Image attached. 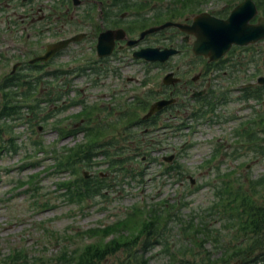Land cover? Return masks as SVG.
Listing matches in <instances>:
<instances>
[{"label":"rangeland","instance_id":"obj_1","mask_svg":"<svg viewBox=\"0 0 264 264\" xmlns=\"http://www.w3.org/2000/svg\"><path fill=\"white\" fill-rule=\"evenodd\" d=\"M62 1L71 4L72 0L59 2L35 0L28 5L35 8L43 5L45 8L43 13L46 14L47 2L60 5ZM78 1L77 6L68 10L72 22L63 27L69 31L67 33L87 31L92 35L71 44L40 71L23 64H17L14 69L13 75L21 76L23 82L30 83L37 76L42 77L36 82L37 92L33 96L25 97V100L20 96L16 98L21 106L19 114L0 119V125L4 128L0 138V264H10L9 257L15 252L25 255V260L29 264L40 262L67 264L68 260L76 264L79 258L66 257L60 261L58 258L62 257L64 251L70 256L73 249L80 252L86 245L107 244L112 239L121 237L126 241L140 234L144 231L143 224L149 222L146 216L153 207L161 210L159 214L161 223L154 228L158 233L153 236L151 231L148 234L143 232L131 251L135 249L141 251L140 246L149 242L148 238L159 237L161 243L152 246L148 244L149 247L146 248L144 257L148 264H178L184 258H201L204 255L201 248L197 253L200 244H203L204 250L211 252V258L218 257L213 264H219L223 260L219 257L222 250L225 251L222 256L224 258L233 253L236 250L233 247L238 245L231 233L237 222L239 223V219L233 217L239 209L237 202L234 205L232 202L233 211L226 207L225 202L220 207L224 208V213H218V207L224 201L221 198V193L226 188L224 186L234 191L238 187L246 189L249 187L248 180L254 181L264 173V156L253 157L247 149L240 148L238 138H234L236 129L246 117H249L252 108L264 109V105L260 106L257 101L243 102L237 99L241 81L235 84L226 78V72L223 74L209 70L201 75L199 83L194 84L193 89L201 90L206 87L208 92L214 91L210 99L208 92L205 93L204 100L194 99L190 91L175 93L174 97L178 98V102H184L180 114L198 113V116L186 122L183 120L179 126L177 123L180 120L175 118L167 119L168 127L164 129H158L161 125L152 126L153 133L145 137L148 140L152 138L153 142H156L154 137H157L159 144L150 143L151 148L143 156L137 155L134 151L126 154L122 161L128 169L125 171L126 174L124 170H120L115 175L107 166L109 158L102 154L93 156V161L86 168H77L74 163L73 167L65 169L61 168L63 164L60 165L59 162L68 159L63 158L66 157L65 147L103 141L105 136H108L107 142L111 137L118 136L119 131L125 133L117 138L119 140L117 146L137 145V141L134 140H138L136 136L138 127L131 129L127 127L137 116H142L146 109L136 104L143 101L148 105L160 95L167 98V93H158L163 86L162 77L169 71L166 66L137 62L132 59L131 49L122 53L115 51L116 53L107 61H98L94 40L97 33L106 26L100 14L109 13L112 7L114 9L118 6L125 7L121 12L125 13L121 18L123 21L112 25L111 28H125L131 37L136 38L140 29L148 24L153 26L166 20L182 21L185 17L191 18L201 11L213 13L221 8L225 9L224 13L227 15L241 0H185L184 5L171 14L166 13L167 6L174 7L175 4L179 6L177 0ZM3 2L0 0V48L10 45L12 40L10 37L13 32L7 28V18L10 16V19H13L21 12L12 6L5 8ZM86 12L91 15L88 22L82 18ZM118 13L120 14V10ZM140 14L138 20L136 15ZM152 15H155V18ZM74 24H78L79 29H76ZM60 26L61 24L57 23L55 29ZM171 31L166 30L162 37L172 36ZM49 32L52 33V30ZM31 33L35 34L34 31ZM157 37L149 35L147 43L150 41L149 45L164 46L162 43H153ZM180 37L177 36L178 39ZM55 40L56 37L47 34L42 39L37 38V35L29 37L23 46H18L24 51L21 59L17 57L11 61L5 60L3 57L7 56L9 50L3 51L4 55L1 54L3 57L0 59V76L10 72L15 62L25 60L26 64L28 50L35 49V53H41L39 44L44 46ZM180 58L182 59L180 65L183 68L188 65L193 67L185 78L190 79L193 75L199 74L200 70H204L202 60L192 57L187 47L179 58L174 57L171 60L172 64H176ZM229 63L231 65L226 71L236 72L232 60ZM245 63L239 62L236 66L238 68ZM66 67L70 68L67 73L57 76L44 75L46 71ZM82 67L85 69L84 72H80ZM251 69L252 67L245 70L246 74L250 73ZM243 82H246L244 78ZM68 88L70 90L66 91ZM21 90L24 91L25 87L17 89ZM225 90L228 91L226 97L229 98L226 102L221 97L222 91ZM145 93H151L152 97L146 99ZM34 98L38 99L42 110L39 107L30 112L26 104L31 103ZM64 98L66 102H63ZM78 99H83L92 107L124 99L131 101V104L126 118L121 123L117 121L103 129L102 131L107 133L98 136L99 138L90 136L92 137L90 140L82 133L74 137L61 136L59 129L65 131L74 123L77 127L82 123L79 122L82 105L70 103ZM4 101L5 93L0 90V109ZM207 101L209 103H206ZM49 112L51 115L42 122L40 118ZM113 113L112 115H117ZM108 118L113 117H107L110 121ZM164 118L166 117H161L160 120ZM163 131L165 132L161 134ZM113 149H109V152ZM170 154L173 155L170 162L162 159L163 156H171ZM170 165L174 167L171 168ZM82 172L89 176L93 174L105 178L109 186L101 190L104 195L87 196L76 189L77 179L82 176ZM228 180L231 181L230 184L225 182ZM262 189L263 186H257L259 193L255 197L259 203L264 204ZM134 220L135 229L127 228L118 235L113 232L114 229L120 228L122 222L128 224L131 221L129 225H132ZM201 221L210 223L208 224L212 229L210 234L199 231L194 235L192 229L187 234L183 232L182 227H196ZM203 238L206 239L202 243ZM180 244L186 248L184 254L178 251L181 248L177 250ZM242 245L244 246V243ZM115 254L117 255L106 256L101 263L109 264L113 261L111 259H116L117 256L126 257L122 248ZM73 255L75 256V253ZM232 257L237 256L233 253Z\"/></svg>","mask_w":264,"mask_h":264},{"label":"trees","instance_id":"obj_2","mask_svg":"<svg viewBox=\"0 0 264 264\" xmlns=\"http://www.w3.org/2000/svg\"><path fill=\"white\" fill-rule=\"evenodd\" d=\"M257 3V6L261 9V11L264 13V0H255ZM64 6H57L56 9H61ZM210 66H216V63L208 64ZM51 73H56V71H53ZM2 83H0V90L4 91L5 93V101L3 102V105L0 109V119L6 118L11 115L19 114L20 112V104L16 100L17 97H22L23 100L25 97H29L32 93L35 92V90H32V86L27 87L25 90L26 94H23L22 92H18L17 88L20 87L23 84V81H21V76L11 75L9 73H5L3 75ZM39 80L40 77H37ZM20 81V82H17ZM35 81V80H34ZM29 84V83H28ZM12 85H16L17 88L13 89L11 87ZM11 87V88H10ZM10 88V89H9ZM9 89V90H6ZM264 91V85H257L255 87L252 86H246L241 88L239 96L237 99L247 101L249 99H253L255 101L260 102V105L263 103L264 97L263 95ZM13 101L15 103H13ZM262 102V103H261ZM18 103V104H17ZM145 103H140L139 106L144 107ZM138 106V105H136ZM26 107L30 112H33L34 110H37L39 106V103L36 104H27ZM249 117H246L238 126L237 131L235 132V138H238V142H240V148L247 149L249 153L253 155V157L257 156H264V109H256L252 108L250 110ZM87 113L84 114V117ZM128 115V110H123V112L120 114L118 118H123ZM82 117V120L86 122L87 125L85 127V136L88 139H92L90 136H94L95 138H99L98 136L105 134L103 133V129H106L110 123H114L108 121V124L106 120H99L93 124L91 122V119H85ZM138 116L134 119L133 123L128 126V129H131L133 126H148L152 127L157 123V118L153 117L147 121H143L140 119H137ZM164 123V122H162ZM142 128V127H141ZM80 130H83V128L73 127L72 129L68 130L66 134H72L75 135ZM151 130V128H150ZM150 130H142V134L139 135L140 138H138V142L142 144H138V151L137 146L130 145L128 146L129 149H127L124 146L117 147L116 140L115 142H112V140L106 141H97L94 143H84V144H78L75 147L67 148L66 150V158L65 160H60V165L63 164V168L69 169L70 167H73L74 163L77 165L82 164L81 166H88L91 163V160H93V156H96L100 152L105 157L109 158L108 168L115 172V175L118 171L124 170L128 171L127 168H124L122 161L125 159L123 156L126 155L130 151L138 152V155H144V153L147 151V149H150V147H146L143 144L147 142L145 145L149 144V141L144 138L147 134H149ZM4 133V128L2 125H0V138H2V135ZM125 132L121 131L119 132V136H122ZM142 137V140H141ZM107 138L104 137L103 140H106ZM144 139V140H143ZM132 143V142H131ZM12 145V144H11ZM10 145V146H11ZM95 145V149H94ZM148 146V145H147ZM13 148V146H12ZM113 149L112 152H109V149ZM14 149V148H13ZM124 157V158H123ZM80 166V167H81ZM171 168L174 167V165L170 166ZM126 174V172L124 173ZM263 177V176H261ZM251 189L252 191H248V193H244L242 191H239L236 189V191H230L228 189V192L226 193V207L230 208L233 211V207L229 206L228 204L232 202H237L239 209L236 213L233 214V217H236L239 219V223L237 222L235 228L232 229V235L234 239L238 242V245L233 247L236 250L233 252L237 258L235 260H229L226 263L228 264H264V204L259 203L257 201V198H255V194H257V187L264 183L263 179H260L259 181H251ZM109 184L106 182L105 178L93 176L91 178L84 179L82 177L77 179L76 189L78 191L83 192L87 196H94L96 194L104 195L101 190L105 189ZM264 192V189H263ZM223 195V193H221ZM238 198V200H236ZM223 199V197H222ZM235 199V200H234ZM160 209H157V207L151 208L146 218H149V222L146 224H143L142 230L145 232V234H148L149 231H151V234L153 233V236L158 233L154 228L158 227V224L161 223L160 219ZM220 213H224V208L219 210ZM157 214V215H155ZM168 215V214H167ZM131 221L127 224V222H122L120 228L114 229L113 232L118 234H121L123 230H126L127 228H133L136 227V220L133 221L132 225H129ZM126 225V226H125ZM112 227V226H109ZM192 229V233L194 235H197L199 231H203L205 234H210L212 231L211 228L205 225V223L201 222L198 223L196 227H182V230L184 233L187 234V232ZM137 234L135 236H132L131 238L124 240L123 237L119 239H110L111 242L100 244L96 243L94 245H86L83 248V251L78 252L77 249L71 250V255H66L67 251H64L61 258H58V261L63 260L66 257H72L74 259L79 258L78 262L76 264H103L102 261L105 260L106 256L108 255H117L115 254L118 249L122 248L123 252L126 253V257H119L117 256L116 259H111L113 261H110L109 264H148V260L144 257L146 248L149 246H152L156 243H161V239L159 237L148 238L149 242H145V244L141 247V251L135 249L134 251H131V249L134 248L135 244L137 243L138 237L143 233ZM240 238V239H239ZM203 238L202 243L205 241ZM195 242V240H194ZM244 243V246L242 245ZM149 244V246H148ZM164 244V243H163ZM165 246V244H164ZM197 253L200 252V248L202 253L204 254L201 258L197 257L196 259H187L184 258L179 261L178 264H213L214 260L211 259V252L208 250H204L203 244L198 246ZM181 248V249H179ZM85 249V250H84ZM109 249V250H108ZM179 249V250H178ZM178 251H182L181 253H185L186 248L182 244L179 245L177 248ZM191 251V250H190ZM232 251V249H231ZM238 251V252H237ZM237 252V253H235ZM75 253V256L73 255ZM183 253V254H184ZM225 251L222 250V253L220 257L224 255ZM233 253H230L226 255L225 259H230L233 255ZM256 253V255H255ZM253 254V255H252ZM109 257H107L108 259ZM10 264H29L27 260H25V255H22L18 252H15L12 256L9 257ZM40 263H33V264H41ZM67 264H74L73 261L68 260Z\"/></svg>","mask_w":264,"mask_h":264},{"label":"water","instance_id":"obj_3","mask_svg":"<svg viewBox=\"0 0 264 264\" xmlns=\"http://www.w3.org/2000/svg\"><path fill=\"white\" fill-rule=\"evenodd\" d=\"M257 14V9L252 0H243L237 4L226 18H218L207 12H201L195 15L190 24L166 21L161 25L150 27L141 32L140 38L146 33L157 31L169 26L178 27L180 30L193 34L195 39L192 45V51L195 55H203L210 61L217 60L229 50L231 45H247L264 38V17L259 16L256 23L250 22ZM84 34H77L71 38L60 40L47 45L43 55L34 58L35 60H46L54 55L56 51L67 46L71 41L81 39ZM125 31L121 28L107 29L101 32L97 38L96 51L99 56H105L111 53L116 40L123 39ZM138 40H128L131 45ZM174 49L142 48L133 53L135 57H142L147 60L164 61L169 55L175 53ZM172 73L163 77L164 83L176 82ZM258 82L264 83V77H259ZM174 99H160L153 102L144 118L159 111L163 106L173 102ZM172 156L164 157L165 160H171Z\"/></svg>","mask_w":264,"mask_h":264},{"label":"flooded vegetation","instance_id":"obj_4","mask_svg":"<svg viewBox=\"0 0 264 264\" xmlns=\"http://www.w3.org/2000/svg\"><path fill=\"white\" fill-rule=\"evenodd\" d=\"M190 20H191V18L187 16L182 21L183 22H190ZM177 31L175 30L174 33H177ZM178 32H179L178 35H180L181 37L179 39L175 40L176 42H168V39H171L172 36H169L168 38H164V37H161L160 36L162 34L161 33V34H158L157 35L158 37H161V38L160 39L155 38V40H154L155 42H153V43H158L159 41L166 42V43L168 42L169 43L168 45H173V46L178 47V50H179L178 52L180 54H183L184 51H185V49L182 50L180 48V46L187 44V45L190 46V51H191V43L190 42H191V40H193V37L189 35V37H186V41H184L185 40L184 39L185 35L183 33H181L180 31H178ZM139 35H140V31L138 32V36ZM148 36L149 35L144 36L143 40H141L139 42V47L140 46H152V45H149V44H151L150 41H149V43H147ZM123 42L124 41L117 43V46L120 45V44H123ZM159 47L163 48L165 46H159ZM129 49H130L129 47H125L124 46L122 49H118V50L125 51V50H129ZM199 60H202V62H204L203 59H199ZM140 62L143 63L142 61H140ZM166 62H164V63H166ZM232 62L235 65V67H236L237 70L230 77V80H231V82H233V83L236 84V83H238V82L241 81L242 77L249 75V74H245L244 71L245 70H248L249 67H252L253 68V66L250 64L251 62L249 60H247L246 58H244L241 55H236V56L232 57ZM239 62L240 63L247 62V63L241 64L237 68L236 65H238ZM153 64L155 65V64H158V63H153ZM158 65L164 66V64H158ZM203 65H204V70H205L206 65L204 63H203ZM190 68L191 67L182 68L181 65H178L174 69H171V72H173L174 75L179 78V82L176 83V84H172V85H163L162 88L158 90V93H160V94L167 93V98H170V97H174V94L175 93H178L179 94L181 91L184 90L185 92L186 91H190L191 96H192V93H193L195 95L194 99H201L202 97H204L205 96V93L208 92V90H207L206 87L204 89H201L199 94L196 93V91H199V90L193 89L195 87L194 84H196V83L198 84L199 83L198 82V79L201 77V75H203L204 70L203 71L200 70V73L198 74V76H193L195 78L191 77L190 79L189 78L187 79L185 77L189 74ZM241 73H243V74L241 75ZM208 86H209V84H208ZM160 96H159V98H156V100L157 99H160V98H163L162 95H160ZM164 98H166V97H164ZM178 103H179L178 102V98L175 97V102L172 103V105L165 106L161 111H159V112L156 113L157 115L156 114L155 115L158 116V117H166V118L169 117V116H173L175 114V112L178 111V109H177Z\"/></svg>","mask_w":264,"mask_h":264}]
</instances>
